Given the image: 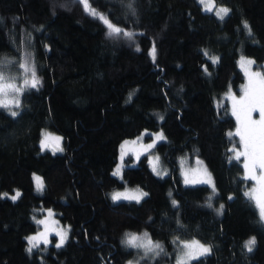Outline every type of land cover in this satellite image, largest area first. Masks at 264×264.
<instances>
[{"label": "trees", "instance_id": "1", "mask_svg": "<svg viewBox=\"0 0 264 264\" xmlns=\"http://www.w3.org/2000/svg\"><path fill=\"white\" fill-rule=\"evenodd\" d=\"M88 3L133 39L109 37L78 0H0V59L30 56L41 81L11 108L17 116L0 107V264H173L176 244L192 239L211 252L190 264H264V222L244 195L254 181L242 179L243 157L228 159L227 133L236 123L224 99L229 85L239 94L245 81L241 56L264 64V0H214L230 10L223 20L198 0ZM43 128L63 137V152L41 151ZM144 130L165 135L155 150L167 175H155L146 155L135 163L126 155L122 178L113 176L120 144ZM181 155L203 160L215 195L208 185L182 183ZM126 186L148 195L112 201L110 191ZM15 191L16 201L3 195ZM49 209L69 237L59 248L52 237L29 253L26 237ZM144 232L163 246L159 256L122 244L126 233Z\"/></svg>", "mask_w": 264, "mask_h": 264}, {"label": "snow or ice", "instance_id": "2", "mask_svg": "<svg viewBox=\"0 0 264 264\" xmlns=\"http://www.w3.org/2000/svg\"><path fill=\"white\" fill-rule=\"evenodd\" d=\"M82 3L85 11H87L91 16L102 21L107 27V35L113 39H119L121 37L128 40H132L134 33L124 31L119 27L113 25L102 13L97 12L92 9L88 3V0H78ZM200 3L205 5L206 10L212 11L214 6V0H200ZM128 8L132 9V4H128ZM229 9L221 7L216 12L215 15L223 20L225 16L228 15ZM134 14V10H133ZM245 29L251 34V28L249 27L247 21L244 22ZM137 50H139L137 48ZM150 56L153 62L156 58V49L153 45ZM207 56V52L204 53ZM30 56H26L24 63L19 65L20 68L24 70L23 85L17 86L16 83L12 82L15 77H8L3 74L7 61L0 64V107L9 109L13 117L17 116L16 111H11V107L19 108L20 106V95H22L25 88L38 89L41 85V81L37 78L34 66H29ZM213 64L218 63L219 57H210ZM254 61L241 57L239 61V66L243 69L244 75L247 78V83L241 85L239 98L232 92L231 86L229 85V90L226 93L225 98L231 102V115L235 117L236 128L235 131H229L227 136L230 141L233 142V147L229 150L233 153L230 156L229 163L232 161L241 162L243 157L242 167L244 170V176L242 179L251 180L255 182V186L250 190L246 191L244 195L249 198L250 201H254L255 206L259 209V215L262 222H264V74L259 71H251V65ZM205 72L207 68L205 67ZM30 74V78H29ZM11 96V98H9ZM132 98V94L129 95V101ZM222 105H218L220 107ZM254 113L258 114V118L254 119ZM163 120V117H160ZM143 135H149L152 137L151 143H143ZM43 139L41 140V150L51 148L52 151L62 152L63 149L60 147V142L62 137L54 136L49 132L42 133ZM238 137V141H234L233 138ZM166 137L162 132L160 133H147L145 132L137 140L125 141L120 146V164L115 168L112 175L122 178V167L124 156L131 154L134 155L136 160H139L141 155L150 153L152 149L155 148L156 144L160 141H165ZM51 141V143H50ZM240 145V148H236V144ZM159 156L151 155L149 156L148 163L151 166L153 173L157 176L167 175L165 170L159 168ZM184 161H181L183 166ZM197 167L191 170H185L183 175V183L186 186H196V185H208L213 195L216 194L215 183L212 180L211 174L207 172L206 168H202V162L196 161ZM35 181V187L38 192H43L44 185L43 181L39 176L33 177ZM8 196L7 193L3 194ZM21 193L19 191L15 192L10 198L16 201L20 197ZM148 193L137 189L135 192H130L128 190L123 192H114L112 194V200L114 202L121 200L136 201L139 203L143 197L147 196ZM171 196V193H169ZM232 197H229L231 199ZM211 197H209V202L207 207L211 208ZM173 207H178V202L172 200ZM224 205H220L219 209H216L218 215L223 214ZM53 212L49 209L47 211L46 219L36 220V223L44 226V231L40 232L38 235L28 237V242L30 247L27 249L31 253L33 248L39 247V243L43 242L48 244V234L50 231H54L59 237V242L55 245L57 248L61 247L67 238V231L60 230L58 228H50V223L56 225L59 222L52 220ZM35 219V217L33 218ZM175 243V241H174ZM122 244L127 247L142 249L144 256L147 257L150 253L153 256H159L161 252L164 251L163 246L159 243H154L149 234L144 232L142 235H136L134 233H126L125 239L122 240ZM182 255L177 260V264H190L192 260H197L202 256H205L211 252V248L200 244L199 241L193 240L191 242H182ZM256 244V238L253 236L245 243V247L249 252L253 250ZM129 264H132L129 261Z\"/></svg>", "mask_w": 264, "mask_h": 264}, {"label": "rangeland", "instance_id": "3", "mask_svg": "<svg viewBox=\"0 0 264 264\" xmlns=\"http://www.w3.org/2000/svg\"><path fill=\"white\" fill-rule=\"evenodd\" d=\"M199 2H200V0H198ZM201 4V3H200ZM202 5V7L204 8V9H206L205 8V5H203V4H201ZM219 8H221V7H218V6H216L215 4H214V6H213V8H212V12H216ZM29 49V48H28ZM241 57H244V58H246V59H250V60H252V61H254V59L253 58H251V57H248V56H241ZM241 57L238 59V67H239V69L241 70V72H243V69L239 66V61H240V59H241ZM24 60H25V57H24V55H22V56H19V57H5V56H3L1 59H0V64H3V62H5V61H7L8 63L6 64V66H5V69L6 70H4V72H3V74L5 75V76H8V77H15V80L14 81H12V82H14V83H16L17 84V86H22L23 85V79H24V75H25V73H24V70L22 69V68H20L19 67V65L21 64V63H24ZM29 66H33L30 62H29ZM251 71H253V72H255V71H259V72H261L262 74H264V64L263 65H261V66H257V64H256V62L254 61V63L251 65ZM243 74H244V72H243ZM245 76V75H244ZM29 78H30V74H29ZM247 83V78L245 77V81H244V83H243V85L244 84H246ZM27 88H25V90H26ZM229 90V89H228ZM228 90L226 91V92H224L225 94H224V99L228 102V104H229V107H230V109H231V102H230V100H228V99H226L225 98V96H226V93L228 92ZM233 92V91H232ZM235 95H236V97L237 98H239L240 97V95H241V92L239 93V94H237V93H235V92H233ZM9 98H11V96L9 97ZM13 107H15V105H13L11 108H13ZM253 118L254 119H257L258 118V114H256V113H254V115H253ZM234 119H235V117H234ZM235 123H236V121H235ZM49 132V133H51L52 135H54V136H59V137H62L60 134H58V133H55V132H52V131H50V130H48V129H45V128H43L41 131H40V140H39V146H40V149H41V140L43 139V136H42V133L43 132ZM145 132H147V133H160V132H162V130H158V131H149V130H144L143 132H141V134L140 135H138L137 137H135V138H131V139H127V140H125V141H132V140H137L139 137H141L142 136V134H144ZM163 133V132H162ZM164 135V134H163ZM165 136V135H164ZM147 137H149V138H147ZM151 140H152V137H150L149 135H143V143L144 144H148V143H151ZM125 141H123L121 144H120V146L125 142ZM50 143H51V141H50ZM159 143V142H158ZM157 143V144H158ZM156 144V145H157ZM60 147L63 149V151H64V147H63V137H62V140H61V142H60ZM155 148H156V146H155ZM155 148L154 149H152V151L150 152V153H147V154H145L146 155V157H147V162H148V159H149V156H151V155H156V156H159V168L161 169V170H165L166 172H168V168H167V166H166V164L163 162V160H162V158H161V156L156 152V150H155ZM42 151V150H41ZM43 151H50V152H52V153H54L53 151H52V149L51 148H49V149H44ZM62 151V152H63ZM55 153H61V152H55ZM128 155H131V154H128ZM126 156V155H125ZM125 156H124V158H125ZM133 156V158H134V163L137 161L136 160V158H135V156L134 155H132ZM141 156H143V155H141ZM184 161V164H183V166L181 165V161ZM197 160H199V161H201L202 162V165H201V167L202 168H206L207 169V172L208 173H210V171L208 170V168L206 167V165L204 164V162H203V160L202 159H200V158H198V157H194L192 160H190V158L187 156V155H181L180 157H179V159H178V161H179V163H178V167H179V174H180V177H181V180H182V183H183V175H182V173L185 171V170H191V169H193V168H196L197 167V164H196V161ZM120 164V149H119V154H118V160H117V163H116V165H115V167H114V169H113V171L115 170V168L118 166ZM123 165H124V160H123ZM151 167V166H150ZM122 169H123V167H122ZM152 170V169H151ZM113 171H112V173H113ZM211 174V173H210ZM35 176H39L40 178H41V176L40 175H38V174H34ZM34 175H33V177H34ZM211 177H212V174H211ZM117 178H120V177H117ZM42 179V178H41ZM212 180H213V177H212ZM43 181V180H42ZM33 183H34V188H35V190H36V187H35V181H34V179H33ZM184 184V183H183ZM43 185H44V183H43ZM185 185V184H184ZM255 186V182H254V185H253V187ZM252 187V188H253ZM251 188V189H252ZM137 189H139V190H141V191H143V192H145L143 189H141V188H139V187H137V186H126V187H124V188H122V189H113L112 191H110V193H109V196H110V198L112 197V194L114 193V192H123V191H126V190H128V191H130V192H135ZM250 189V190H251ZM249 190V191H250ZM16 192V191H15ZM36 192L37 193H41V192H38L37 190H36ZM13 195H15V194H13ZM9 197H11L12 195H8ZM144 198V197H143ZM111 200H112V198H111ZM113 201V200H112ZM121 201H128V200H121ZM134 201V200H133ZM259 210V209H258ZM45 212L43 213V215H41L40 217H37V219L36 220H39V219H46L47 218V211L48 210H44ZM52 211V210H51ZM53 212V211H52ZM52 220H55V221H58L59 223L58 224H56V225H52L51 223H50V228H58V229H60V230H66L67 231V238H66V240L68 239V237H69V229H68V227H66L65 225H63L58 219H57V217L55 216V214L53 213V216H52V218H51ZM36 220H35V223H36ZM37 224V223H36ZM42 231H44V226L43 225H39V224H37V230L35 231V232H33V233H31V234H29L27 237H26V241H27V245H28V248L30 247V245H29V242H28V237H30V236H34V235H38L40 232H42ZM52 237H56V239H57V243L59 242V237L56 235V233L54 232V231H50L49 232V234H48V240H49V243L52 241ZM65 240V241H66ZM193 240H196V239H192V240H184V241H179V243H177L176 244V251H175V254H174V261H173V264H177V260L179 259V257L182 255V248H183V244H182V242H191V241H193ZM196 241H199V240H196ZM200 242V244H203V245H205V246H208V247H210L211 248V246L209 245V244H207V243H203V242H201V241H199ZM41 243H43V242H40L39 244H41ZM48 243V244H49ZM44 244V243H43ZM135 249V248H134Z\"/></svg>", "mask_w": 264, "mask_h": 264}]
</instances>
